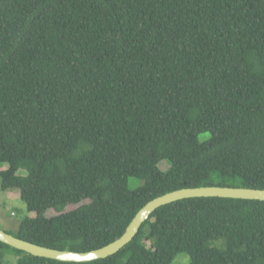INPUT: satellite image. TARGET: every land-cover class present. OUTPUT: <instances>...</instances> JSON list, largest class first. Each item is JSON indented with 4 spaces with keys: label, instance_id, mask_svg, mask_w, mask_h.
Instances as JSON below:
<instances>
[{
    "label": "trees",
    "instance_id": "1",
    "mask_svg": "<svg viewBox=\"0 0 264 264\" xmlns=\"http://www.w3.org/2000/svg\"><path fill=\"white\" fill-rule=\"evenodd\" d=\"M3 162L1 189L34 212L7 232L72 251L114 241L174 189H264V0H0ZM5 251L16 264H264V201L162 205L86 262L0 241V264Z\"/></svg>",
    "mask_w": 264,
    "mask_h": 264
},
{
    "label": "water",
    "instance_id": "2",
    "mask_svg": "<svg viewBox=\"0 0 264 264\" xmlns=\"http://www.w3.org/2000/svg\"><path fill=\"white\" fill-rule=\"evenodd\" d=\"M190 197H225L254 199L264 201V189L207 185L196 187H183L165 192L149 200L136 212L123 234L114 241L97 249L89 251H72L46 247L21 239L0 228V241L18 250L35 256L47 257L67 262H86L110 256L126 245L138 232L140 226L158 207Z\"/></svg>",
    "mask_w": 264,
    "mask_h": 264
},
{
    "label": "rangeland",
    "instance_id": "3",
    "mask_svg": "<svg viewBox=\"0 0 264 264\" xmlns=\"http://www.w3.org/2000/svg\"><path fill=\"white\" fill-rule=\"evenodd\" d=\"M7 167V163L3 162L0 164V168L4 169ZM159 167L165 170L168 167L167 161L163 160L159 163ZM19 174L24 175L26 171L24 169L18 170ZM141 181H138L135 177H130L128 181L129 188H134ZM19 191L17 189H1L0 187V228L4 230L15 231L17 228L18 221L24 216H33L34 212H28L25 205L19 199ZM88 202L83 200L76 204H69L66 210L73 209L82 203ZM57 212L53 209L46 211L47 216H53ZM17 256L9 251L3 253V264H16ZM189 257L185 252H179L174 257L171 264H188Z\"/></svg>",
    "mask_w": 264,
    "mask_h": 264
},
{
    "label": "crops",
    "instance_id": "4",
    "mask_svg": "<svg viewBox=\"0 0 264 264\" xmlns=\"http://www.w3.org/2000/svg\"><path fill=\"white\" fill-rule=\"evenodd\" d=\"M7 231V230H6Z\"/></svg>",
    "mask_w": 264,
    "mask_h": 264
}]
</instances>
